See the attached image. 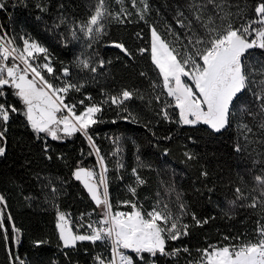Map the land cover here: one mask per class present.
Masks as SVG:
<instances>
[{"label": "trees", "instance_id": "trees-1", "mask_svg": "<svg viewBox=\"0 0 264 264\" xmlns=\"http://www.w3.org/2000/svg\"><path fill=\"white\" fill-rule=\"evenodd\" d=\"M3 2L0 34L14 36L18 46H22V38L30 37L45 47L54 69L46 79L54 86L66 81L82 85L80 91L68 92L65 103L76 104L77 114L92 103L100 104L102 112L97 114L98 122L88 129L92 142L79 132L53 140L30 129L23 115L24 105L12 94V89L5 87L6 99L0 97V103L15 105L20 111L10 115L6 139L0 141L6 149L0 156V195L4 197V202H0L3 211L0 264H93L95 257L109 259L106 243L82 241L74 247H65L57 228L61 212L73 216L75 222L101 219V209L73 175L78 167L98 171L96 148L108 168L109 199L114 212L131 211L124 201L137 203L145 212L157 202L167 203L174 215H180L179 205H184L181 223L188 225V234L166 244V251H180L169 257L145 254L149 264L151 261L201 264L202 250L209 246L256 241V230L264 225V206L248 205L254 198L264 199L255 181L257 175H264V131L258 127L261 117L253 119L237 110L230 126L220 133L204 125L179 124L174 106L167 109L171 119H165L161 110L171 98L159 87L162 78L150 51L143 54L139 51L150 50L152 27L181 52L190 51L184 47L186 34L190 33L177 20L192 19L189 5L193 0H147L148 10L143 19L139 12L143 8L141 0H136L135 7L132 0H105L112 15L104 20V34L94 41L79 32L78 25L88 20L97 0ZM194 2L200 4L203 0ZM258 2L227 0L225 10L233 14L230 19L239 26L244 20L254 18L253 8ZM179 12L184 17H179ZM211 13L213 8L209 5L205 16ZM61 18L64 23H60ZM194 26L202 33L198 24ZM73 28L77 38L71 34ZM114 42L123 44L131 56L115 47ZM251 53L250 66L264 63V50L253 49ZM80 60H88L97 71L84 69ZM100 60L105 61L102 67ZM64 68H68V76L63 75ZM125 89L134 93L133 98L119 107L112 104L109 98ZM81 100L83 104L79 103ZM238 100L251 101L249 90L241 93ZM242 122L249 124L253 132L245 133L239 127ZM133 169L144 184L137 185ZM130 187L136 188L135 196ZM237 187L245 199L237 200ZM193 214L200 224L193 219ZM205 220L207 223H203ZM13 225L20 230L16 243ZM131 256L136 264H146L134 253Z\"/></svg>", "mask_w": 264, "mask_h": 264}, {"label": "snow or ice", "instance_id": "snow-or-ice-1", "mask_svg": "<svg viewBox=\"0 0 264 264\" xmlns=\"http://www.w3.org/2000/svg\"><path fill=\"white\" fill-rule=\"evenodd\" d=\"M141 2L143 8L139 12L140 18L143 19L148 4L147 0ZM226 2L227 0L222 2L203 0L197 4L193 0L189 5L192 19L184 17L183 12L178 13V16L184 19H178L177 22L190 33L186 34L187 44L184 45L185 49L190 48V51L181 52L173 43L163 39L155 27L151 28L150 50L141 48L139 51L141 54L150 51L151 60L162 78L159 87L171 98V102H166V106L161 110L165 119H171L167 109L174 106L178 110L179 124L191 126L203 124L213 132L220 133L230 126L232 117L238 110L241 115H248L253 119L261 117L258 127L264 131V63L258 67L250 66L248 63L251 50H264V0H259L254 6V18L244 20L239 26H235L230 19L233 14L225 10ZM132 4L135 7L136 0H132ZM209 5L212 6L213 13L205 16ZM3 8L4 2L0 0V9ZM111 15L105 0H97L88 20L78 25L79 32L89 41H94L104 34L106 27L104 20ZM116 19H120L119 13L116 14ZM64 22L61 18L60 23ZM197 24L203 30L202 33L196 30L194 25ZM2 31L0 26V32ZM71 34L73 38H77L76 28L71 29ZM114 46L131 56L123 44L114 42ZM41 57L44 63H39ZM9 60L12 61L11 64ZM79 63L84 69H90L93 73L97 71L88 60H80ZM104 63L105 61L100 60L99 66L102 67ZM53 71L48 50L38 42L30 37L22 38V46H18L14 36L9 37L6 32L0 34V97L6 99L5 87L13 90L12 94L24 105L23 115L28 126L36 134H45L53 140H61L63 136H72L79 132L92 142L88 129L98 122L97 114L102 112V107L100 104L92 103L77 114L76 104L65 103V97L70 90L80 91L82 85L66 81L61 86H54L45 77V73L51 74ZM63 75H69L68 68H64ZM256 76L260 79H254ZM246 89L249 90L252 100L239 101V94ZM133 96L132 91L125 89L118 96H111L109 99L112 104L119 107ZM88 99L91 100V97ZM156 99L159 100L160 96L158 95ZM79 103L83 104L84 101L81 100ZM18 111L20 109L15 105L6 106L5 103H0V123L3 124V128L0 129V141L6 139L10 115ZM239 127L245 133L253 132V128L247 123L242 122ZM5 150V147L0 145V156L5 154ZM95 151L99 154V148ZM191 158L189 155V159ZM103 161L104 157L100 156L99 172L78 167L73 173L75 179L83 183L91 199L101 209V219L80 225L89 231L86 234H78L69 226L65 213H59L57 228L64 246H75L78 241L93 243L109 241L112 245V257L107 261L97 257L99 264H136L133 257L123 250H131L140 261H146L145 254L149 257H156L158 253L165 256L177 254L179 249L166 251V244L168 240L175 241L188 234V225L181 223L184 205H179L180 215H174L167 203L157 202L151 210L145 212L137 203L124 201L123 204L129 206L131 211L114 212L109 199L106 177L108 168ZM133 174L136 176L137 185L145 183L136 174L135 169ZM203 175L206 176L207 173ZM255 181L261 188V195L264 196V175H257ZM129 191L135 196V187H130ZM235 193L237 200L245 199L239 187L235 189ZM0 202H4L2 195ZM258 205L264 206V199L254 198L248 207L256 208ZM193 219L196 220L194 214ZM196 223L200 224L201 221L196 220ZM257 223L259 225V221ZM0 227H3L2 210ZM13 230L17 233L19 242L20 230L14 225ZM256 233L255 242L249 240L235 246L213 245L203 249L201 264H264V225L258 226ZM146 264L149 262L146 261ZM150 264L155 262L151 261Z\"/></svg>", "mask_w": 264, "mask_h": 264}, {"label": "built area", "instance_id": "built-area-1", "mask_svg": "<svg viewBox=\"0 0 264 264\" xmlns=\"http://www.w3.org/2000/svg\"><path fill=\"white\" fill-rule=\"evenodd\" d=\"M111 143L113 144L114 141L111 140ZM110 156H112V153H110ZM96 157H97V160L99 161V157L100 156L97 154V152H96ZM104 164H105V162H104ZM99 171H100V164L98 166V171H96V172H99ZM106 177H107V173H106ZM65 216H66V220L68 221L69 226L72 228L73 232L74 233H78V234H86L89 231V229H87L86 227H80V225H87L88 223L93 222V221H89L87 223H81L80 221L75 222L73 216H71L69 214H65ZM58 231H59V229H58ZM96 242L104 243V244L106 243L108 245V249L107 250H108V253H109V259H111V257H112V251H111L112 245H111V243L109 241H96ZM123 251H125V253L128 254V255L133 254L131 252V250H123ZM169 256L170 255H167V257H169ZM105 261H107V260H105ZM93 264H99V261H98L97 257H95V260H94Z\"/></svg>", "mask_w": 264, "mask_h": 264}, {"label": "water", "instance_id": "water-1", "mask_svg": "<svg viewBox=\"0 0 264 264\" xmlns=\"http://www.w3.org/2000/svg\"><path fill=\"white\" fill-rule=\"evenodd\" d=\"M74 180L76 181V182H78V183H80L81 184V186H82V188L86 191V193L89 195V197H90V199H91V196H90V194L88 193V191H87V189L83 186V183L81 182V181H78V180H76L75 179V177H74ZM91 201L95 204V202L91 199ZM96 205V204H95ZM97 206V205H96ZM17 242V239H16V236H15V243Z\"/></svg>", "mask_w": 264, "mask_h": 264}, {"label": "rangeland", "instance_id": "rangeland-1", "mask_svg": "<svg viewBox=\"0 0 264 264\" xmlns=\"http://www.w3.org/2000/svg\"><path fill=\"white\" fill-rule=\"evenodd\" d=\"M9 62H12L11 60H9ZM45 61H44V59H43V57H41V59H40V61H39V63H44ZM52 74V73H51ZM51 74H47V73H45V77H46V75H51ZM240 95V94H239ZM197 125H203V124H197ZM189 126H191V125H189ZM196 126V125H195ZM204 126H206V125H204ZM208 127V126H207ZM209 128V127H208ZM63 242V241H62ZM70 247V246H69Z\"/></svg>", "mask_w": 264, "mask_h": 264}, {"label": "crops", "instance_id": "crops-1", "mask_svg": "<svg viewBox=\"0 0 264 264\" xmlns=\"http://www.w3.org/2000/svg\"><path fill=\"white\" fill-rule=\"evenodd\" d=\"M61 135H63V134H61ZM49 137H50V136H49ZM78 242H82V241H78ZM78 242H77V243H78ZM75 245H76V244H75ZM70 247H74V246H70ZM67 248H69V247H67Z\"/></svg>", "mask_w": 264, "mask_h": 264}]
</instances>
